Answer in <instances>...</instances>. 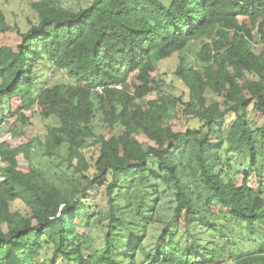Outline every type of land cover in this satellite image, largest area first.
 <instances>
[{"label": "trees", "instance_id": "obj_1", "mask_svg": "<svg viewBox=\"0 0 264 264\" xmlns=\"http://www.w3.org/2000/svg\"><path fill=\"white\" fill-rule=\"evenodd\" d=\"M30 8L18 44L0 47V128L28 111L57 125L40 141L0 140V264H264V0ZM192 44L196 67L182 55ZM174 55L186 102L145 101ZM53 74L65 80L48 85ZM179 115L196 126L173 131L165 120ZM36 145L44 167L21 171Z\"/></svg>", "mask_w": 264, "mask_h": 264}, {"label": "rangeland", "instance_id": "obj_2", "mask_svg": "<svg viewBox=\"0 0 264 264\" xmlns=\"http://www.w3.org/2000/svg\"><path fill=\"white\" fill-rule=\"evenodd\" d=\"M60 3L63 7L69 9H77L80 7H85L86 0H55ZM0 10L5 16V20L9 26V28L3 32H0V47L8 46L14 48L18 44V36L15 32V28L19 29L22 32H26L30 25L34 23L36 19L35 12L30 8V0H0ZM255 51H258L260 48L258 46L253 47ZM199 51L198 44H192L189 48L182 54L186 61L193 65L197 66V62L195 61L196 54ZM178 57L177 55L172 56L167 60H163L157 63V76L159 75L160 81L157 84V88L144 100H153L160 96H168L171 98H180L183 102L187 100V91L180 83L179 80L174 76V72L178 66ZM156 73L154 76H156ZM48 77V85H53L55 83H59L64 81V77L61 74H53V75H45ZM213 100H217L216 97H212ZM7 100L4 98H0V115L8 112V108H4V105ZM12 111L17 110L20 107V103L18 100H12L9 103ZM34 112V111H33ZM32 111H28L24 113V116L28 120L25 125L20 123H16L14 126L9 127L7 125H3L0 128V140L6 141L10 147H15L21 143L27 142L28 139L33 140H41L42 136L45 135L46 131L57 125V122L53 119L50 120H42L37 114L35 115ZM229 121V118L227 119ZM165 123L168 124L173 131L184 132L186 128H191L192 126H196L195 122L190 121V119L186 118L182 120L180 115L176 118H169L165 120ZM93 126L95 130L102 135L107 136L108 131L103 128V126L98 122V120H94ZM139 142L143 144H147V141L143 138H139ZM34 151L31 155V161L24 160L21 156L17 158L18 167L21 171L27 172L29 168H43L45 165V159H42L40 154V147L35 146ZM67 156L66 145H62L59 151V161L65 160ZM14 207L21 208V205L14 203ZM214 212H219V207H213ZM160 226L154 225L148 235V243H153L155 237L160 232ZM79 233L87 234L89 232L88 228H79ZM89 236L92 240V247L97 249L100 247L99 240V231L93 229ZM245 250L248 251L247 248ZM226 264H233V260L230 259L226 262Z\"/></svg>", "mask_w": 264, "mask_h": 264}, {"label": "built area", "instance_id": "obj_3", "mask_svg": "<svg viewBox=\"0 0 264 264\" xmlns=\"http://www.w3.org/2000/svg\"><path fill=\"white\" fill-rule=\"evenodd\" d=\"M97 92L99 93V92H101V90H98Z\"/></svg>", "mask_w": 264, "mask_h": 264}]
</instances>
